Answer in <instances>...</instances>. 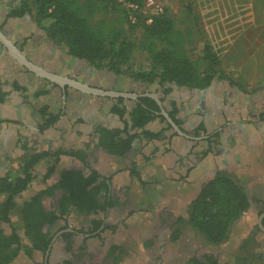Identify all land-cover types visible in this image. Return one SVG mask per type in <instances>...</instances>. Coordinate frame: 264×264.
<instances>
[{
  "label": "trees",
  "instance_id": "trees-1",
  "mask_svg": "<svg viewBox=\"0 0 264 264\" xmlns=\"http://www.w3.org/2000/svg\"><path fill=\"white\" fill-rule=\"evenodd\" d=\"M137 2L141 7L143 2ZM26 13L50 40L60 45L65 54L84 60L96 70L105 69L133 81L158 84L163 94L160 101L171 92V85L202 90L211 84L217 74L218 78H227L222 72L217 73L220 62L211 44L200 42L189 48L177 44L180 32L174 26V19L165 11L153 15L149 24L145 22L146 16L131 23L126 8L118 0H19V4L12 7L6 17H21ZM134 29L141 32L138 42L131 40L126 33ZM138 53L142 55L147 68L136 71L131 65ZM12 87L25 90L17 81L12 82ZM45 92L38 90L34 95ZM5 95L0 91V102ZM122 102V97H118L110 112L123 120L124 127H97V145L123 160L134 178L133 186H139L140 205L152 208L161 202V188L157 187L161 180L158 176L152 181L144 179L134 159L133 142L136 139L150 142L165 138V132L171 130L172 126L160 112L157 102L148 95L138 96L129 109ZM170 106L167 115L181 130L178 108L174 101H170ZM57 119L58 115L48 114L44 128L52 126ZM156 119L165 122V127L147 129L146 125ZM205 131L200 124L193 134L197 136ZM207 135L209 146L205 153L211 150L210 138L217 137L218 132ZM61 156L78 159L83 168H61L55 182L32 192L38 169L44 167L40 181L45 184ZM86 158L81 150L33 152L22 156L15 169L0 175V264H9L16 256L21 246V230L30 237L33 248L44 250L48 243V228L57 218L66 221L71 208L95 214L123 205L118 201L117 192L110 187L111 177L103 176L90 167ZM55 190H59L61 196L55 208L47 210L42 205V197L52 196ZM249 207V197L240 181L226 170H217L210 180L201 185L196 197L187 205V220L176 219L173 239L179 238V228L187 224L203 236L208 246L222 245L229 239L234 222ZM102 226L101 219H94L91 231L96 232L97 236L98 231L104 228L114 230L112 225ZM151 244L152 241L147 242L148 246ZM247 244L245 241L242 246L247 248ZM119 248L122 252L123 248L119 246H111L109 251L115 262L120 255L114 252ZM244 262L240 261V264ZM189 264L217 262L213 255L204 254L201 258L192 257Z\"/></svg>",
  "mask_w": 264,
  "mask_h": 264
},
{
  "label": "rangeland",
  "instance_id": "rangeland-1",
  "mask_svg": "<svg viewBox=\"0 0 264 264\" xmlns=\"http://www.w3.org/2000/svg\"><path fill=\"white\" fill-rule=\"evenodd\" d=\"M127 2L136 3L142 1L135 14L136 19H143L153 10L154 5H159L162 11H165L174 19V26L180 32L177 38V44L189 48L200 42H208L218 53L219 67L217 73L227 78H218V74L213 78L209 92H196L188 88H174L164 99L163 104L166 109L170 108L169 97L174 98L176 103L181 101L186 113L194 114L200 108L194 111L188 109L189 105L198 100L210 99L214 106L231 105L236 113L232 116L238 117L241 121L249 123H259L260 131L264 132V0H125ZM147 3L149 6H147ZM2 26L6 25L3 24ZM26 29V33L29 32ZM129 38L138 42L141 38V32L138 29L127 31ZM32 36V34H31ZM34 36V35H33ZM56 46V43H54ZM41 61L46 62L50 57L47 52ZM52 58H55L51 55ZM58 59V58H56ZM61 67H66V73H71L78 69V76L84 81L90 83L101 84L103 87H117L121 90L138 91L147 89L151 93L160 95V88L154 83H138L133 80L124 79L121 76H113L111 72L89 70L88 63L84 60H76L74 58L58 59ZM87 63V64H86ZM132 69L140 70L147 68V64L143 61L141 54H137ZM126 77V76H124ZM222 77V76H221ZM129 78V77H128ZM231 82V84H230ZM206 89V88H205ZM204 90V89H203ZM129 105L133 101H126ZM225 108V107H224ZM202 109V108H201ZM234 116V117H235ZM178 117V116H177ZM154 128L160 129L165 127V122L154 120ZM237 127L240 124L235 125ZM173 130H167L172 136ZM241 138L240 135H236ZM144 140H139V142ZM139 150L147 153L150 151V144H138ZM138 147H135L137 150ZM264 147V146H262ZM255 149V148H254ZM248 156L249 174L240 173L238 176L243 183V187L247 195L254 199L258 196H264V172H260L263 167L261 162L264 161V155L256 158L254 155L259 154L261 147L254 150V155L250 150H245ZM264 152V151H263ZM245 153V152H244ZM99 162L104 166L110 167V161L102 156L98 157ZM61 167H73L79 165L77 159L71 156H61ZM145 166H141V165ZM115 166L117 164L114 163ZM138 169L141 171L144 179L152 181L154 177L160 178L157 187L161 188V202L154 206L140 205L138 199L141 193L137 192L139 186L134 184V178L126 170L115 172L113 175V184L121 189L119 192L122 197L123 205L113 209L109 217L110 221L119 222L121 217L127 213V208H136L131 210L130 214H126L125 224H118L113 231L105 232L106 243L103 245L99 240L94 239L88 241V245L82 248L81 243L74 251V260L80 262H88L89 264H189V257H199L202 254L218 255L220 264H240L236 253H242V241L246 239L248 233L253 231L256 223V217L253 213L256 207H251L232 225L229 232V239L219 246H208L201 234H198L187 224L179 228L180 235L178 239H173V230L176 228V219L183 218L187 220V201L199 190V185L206 181L205 177L202 181L191 182L192 185L178 186L173 184L167 177L168 173L157 171L152 167L151 162L141 158ZM255 170L256 178L250 180V171ZM42 175L44 167L38 169ZM238 171V170H237ZM47 180L45 184L41 183L39 177L36 178L32 185V192L43 189L45 185L52 182ZM55 197H43L42 203L45 208L53 204ZM159 207L160 210L156 211ZM70 223L77 227H83L89 220L82 213H71ZM157 217L159 220H154ZM153 219V220H152ZM259 239V238H257ZM81 241V240H80ZM148 241H152V245H147ZM260 243L263 241L260 239ZM252 240L250 248L256 246L257 243ZM145 243V245H144ZM110 244L122 245L125 247V253L114 262L105 255ZM253 244V245H252ZM248 247V248H249ZM258 247V246H256ZM260 255L264 252L262 248H255ZM170 257H173L172 259ZM21 264H28L27 261L21 260Z\"/></svg>",
  "mask_w": 264,
  "mask_h": 264
},
{
  "label": "crops",
  "instance_id": "crops-1",
  "mask_svg": "<svg viewBox=\"0 0 264 264\" xmlns=\"http://www.w3.org/2000/svg\"><path fill=\"white\" fill-rule=\"evenodd\" d=\"M18 4L19 0H0V30L30 63L48 73L65 77L98 90L125 92L114 89L104 90L88 80L80 79L78 69L66 73L64 72L67 70L66 67H61V64H58L60 67H57L59 58L69 59L72 57L65 54L61 47L56 46L46 36L44 30L34 23L29 14L7 18L8 11ZM3 24L6 25V28L2 26ZM26 29L29 32L26 33ZM45 52L50 55L46 62L41 61ZM51 55L55 58H52ZM89 68L91 71L92 67ZM13 81L24 86L25 90L14 89L12 87ZM174 88L183 87L174 85ZM174 88L172 85L171 92L174 91ZM209 89L210 87L204 90H191L204 91L207 94ZM38 90L46 92L41 95H34V92ZM0 91L6 93L3 101L0 102V175L15 169L20 158L26 154L59 149L63 151L81 150L87 156L88 165L103 176L111 177L112 186L118 190V193L122 192L113 184V175L120 169L128 170L121 158L107 153L97 145L95 131L100 126L122 129L124 127L123 120L110 112L111 106L115 103L112 98L120 96L130 99V101L131 98L121 95L92 94L68 84H60L39 76L19 64L1 43ZM168 99L169 102L174 101L178 108L177 118L181 121L180 132L194 136L193 130L202 124L206 131L197 136L207 135L220 127L214 131L218 132V136L210 138L211 150L207 153L205 150L209 146L208 135L197 139L188 138L178 134L173 129L172 136L167 133L165 138L160 140L139 142L136 139L133 142V148L135 150L134 159L138 167L141 158L142 160L146 159L157 171L168 173L167 177L170 179L166 181H171L178 186H190L192 185L191 182L202 181L205 177H207L205 181L207 182L217 170H226L240 181L238 176L240 173L249 174V154L245 150L249 149L250 153L252 152L254 155V150L261 147L260 153L254 156L258 158L262 153L264 155V147H262L264 146V132L260 131L259 123H249L245 119L240 122L237 115L232 116L233 113L237 112L233 106H214L210 99L198 100L193 104L191 103L188 109L192 112L195 108H200V110L188 115L183 109L182 100L176 103L174 98L169 97ZM126 106L129 109L132 104L129 105L126 102ZM48 114L58 115V119L52 126L44 128ZM154 124L155 121H152L146 125V128L158 130L154 128ZM237 124L240 126H235ZM173 133L175 134L173 135ZM236 135H240L241 138H237ZM147 143L150 144V151L145 153L141 149L139 150L138 144L141 146V144ZM135 147H138L137 150ZM99 156L109 160L110 167L107 168L101 164L98 159ZM79 163V165L71 168H83L82 162L79 161ZM261 165L263 167L259 171L264 172V161L261 162ZM141 166L145 165L142 164ZM255 170L250 171L251 181L256 178ZM203 184L198 186L199 189ZM197 193L187 202L193 200ZM160 208L156 211H159ZM126 214L121 217L120 221H125ZM187 217L185 218L187 219ZM154 220L158 221L159 219L155 217Z\"/></svg>",
  "mask_w": 264,
  "mask_h": 264
},
{
  "label": "flooded vegetation",
  "instance_id": "flooded-vegetation-1",
  "mask_svg": "<svg viewBox=\"0 0 264 264\" xmlns=\"http://www.w3.org/2000/svg\"><path fill=\"white\" fill-rule=\"evenodd\" d=\"M74 59H76V58H74ZM88 66L90 67L91 65L88 64ZM92 70H96V69L92 68ZM97 71L109 72V71H107L105 69H100V70H97ZM112 75L113 76H118V75H114L113 73H112ZM121 77L124 78V79L132 80L131 78H128V77H124V76H121ZM135 82H138L140 84L141 83H145V82H141V81H135ZM146 84H149V83H146ZM154 84L158 88H160L158 86V84H156V83H154ZM95 85L98 86L99 88H103L104 90L105 89L106 90H108V89L120 90L117 87H112V86L103 87L101 84H98V83L95 84ZM168 86H170V85L168 84ZM171 87H172V85H171ZM161 90H162V88H160V95H158L157 93H151L147 89H143L141 92H138V91H133V92L129 91L128 92V90H125V92L126 93H134L136 95L135 98H131V100L133 102L136 100V98L138 96H143V95L150 96L152 94L156 95V97L160 101V99L163 97V94H162ZM118 97H120V96H118ZM118 97H113L112 100L116 101ZM165 97L163 98L162 101H160V104L157 103L159 105V107H160V112L161 113L162 112H166L167 113L171 109V108L169 110L166 109V106L163 104V101H164ZM122 99H123L122 103L125 104V105H126V102H124V101H130V99H127V98H124V97H122ZM162 115H163V113H162ZM171 130H173V128H171ZM61 168H63V167H61V163L59 161L58 163H56L55 171L50 176V179H51V177H53L55 175V177L52 179L51 183L55 182L58 179L59 170ZM66 168H71V167H66ZM37 177L41 178L40 175H38ZM51 183H48V184H51ZM110 187H111V189H113L114 191L117 192L116 196L118 197V201H119V203H122V197L119 196L118 190H116L112 186V178L110 179ZM34 192H36V191H34ZM60 196H61V192L59 190H55L54 194L52 196H50V197H55L54 203L51 204L48 207V209L45 208L43 203H42L43 207L45 209H47V210L54 209L55 208V203L60 198ZM45 197H47V196H45ZM42 199H43V197H42ZM138 199H140V196L138 197ZM249 200H250V207L249 208L258 206V208L255 209V211H253L254 215L257 216L258 218H256L257 220H256V223L254 225V228L252 229L253 231L249 232L248 236L246 237V239L244 241H242V243H241L243 245L244 242L247 241L248 242L247 248L242 246V250H243L242 253H236L235 255L237 256V259L239 261L244 262L243 259H245L246 260L244 262L245 264H263V261H262L263 255L262 254L260 255L258 250L257 251H254V250H255V248H260L261 247L263 252H264V196H258L257 195V197H255L254 199H251L249 197ZM113 209H116V207L110 208L109 210H107V212L99 211V212H97L95 214H92V213H87L86 214V213H83V212H79V211L75 210L74 208H71V210L69 212V215L66 218V221L64 219H62V218H57L54 221V223L51 225V227L48 228L47 236H46V238L48 239V243H47V246L44 248V250L33 248L32 240L30 239V237L28 235H26V233L23 230H21L20 234H19L20 235V240H21V246L19 247V251L17 252L16 256L11 260V263H9V264H21V260L27 261L28 264H68V263L69 264H89L88 262H83L82 263L80 261L74 260V254H75L74 250L77 247H79L80 243L82 245L81 247L84 248L86 245H88V241H93L94 239L99 240L100 243L105 245V243H106V238H105L106 234H105V232H108V231H111V230L108 229V228H104L101 231H98L99 234L96 236V234H95L96 232H92L91 231L92 220H94V219L100 220L101 219L102 222H103L102 228L105 225H112V226H114V229H116L118 224H125L124 220H122L120 222L110 221L109 217H110L111 212H112ZM135 209L136 208H133V209L132 208L131 209L127 208V210H126L127 214H130L131 210H135ZM73 212L74 213L75 212L76 213H82V214H84V216H86L88 218L90 217L89 220L87 221L86 225H84L83 227H77L74 224L70 223L69 222L70 221V216L72 215L71 213H73ZM99 229H101V228H99ZM253 237H254V240L256 242H259V240L261 239L263 241V243L259 242L256 245L258 247H256V246L253 247L252 246V248H250L249 246H251ZM257 238H259V239H257ZM26 246L27 247L29 246V247L27 248ZM111 246H119V247L123 248L122 252H120V248L116 249L115 252H114V254H119L120 255L119 258L126 251H125V247L122 246V245H117V244H113L112 245V244H110V246L107 249V252H106L105 256L108 259H112L115 262L114 258H112L109 255V251L111 249ZM28 251H30V252H28ZM207 254L210 255L209 253H207ZM202 255H204V254H202ZM213 256L216 258L217 264H220L221 263L220 257L218 255H213ZM192 257L193 256H191L188 259H186V260H188L187 262H189ZM170 258L172 259L173 257H170ZM202 261H203V259H202Z\"/></svg>",
  "mask_w": 264,
  "mask_h": 264
},
{
  "label": "water",
  "instance_id": "water-1",
  "mask_svg": "<svg viewBox=\"0 0 264 264\" xmlns=\"http://www.w3.org/2000/svg\"><path fill=\"white\" fill-rule=\"evenodd\" d=\"M0 43L7 49L8 53L11 55V57H13L19 64L25 66L26 68H28L32 72L36 73L37 75L42 76V77H45V78H47V79H49L51 81H54V82H57V83H60V84H68V85H70V86H72V87H74L76 89H79L81 91H85V92H88V93H92V94L109 95V96L121 95V96H125V97H128V98H135L136 97V95L134 93L111 92V91L98 90V89H95V88L86 86L84 84L78 83L76 81H72V80L67 79L65 77H60V76H57V75L48 73L45 70L41 69L40 67H38V66L30 63L20 53V51L14 46V44L9 41V39L4 35V33L1 30H0ZM150 96L152 98H154L158 104H160V101L156 97V95H153L152 94ZM162 113L166 117L167 122H169L171 124L172 128L178 134L183 135V136L188 137V138H194V139L207 136V135H203V136H188V135L183 134L182 132H180V130L178 129V127L170 120V118L168 117L167 113L166 112H162ZM224 125H222V126H224ZM219 128H217V129H219ZM217 129H215L214 131H216ZM214 131H212V132H214ZM256 218H258V217H256Z\"/></svg>",
  "mask_w": 264,
  "mask_h": 264
},
{
  "label": "built area",
  "instance_id": "built-area-1",
  "mask_svg": "<svg viewBox=\"0 0 264 264\" xmlns=\"http://www.w3.org/2000/svg\"><path fill=\"white\" fill-rule=\"evenodd\" d=\"M118 1L121 2L123 6L126 8L127 16L130 22L135 23V21L137 20L135 12L139 9V6L136 3L127 2L125 0H118ZM147 6H149L148 3ZM161 12H162V8L159 5H154L153 10L149 12V15L146 17L145 22L149 24L151 22L152 16Z\"/></svg>",
  "mask_w": 264,
  "mask_h": 264
}]
</instances>
